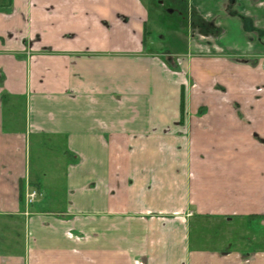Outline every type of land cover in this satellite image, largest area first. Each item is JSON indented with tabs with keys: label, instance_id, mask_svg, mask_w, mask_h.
<instances>
[{
	"label": "crops",
	"instance_id": "obj_1",
	"mask_svg": "<svg viewBox=\"0 0 264 264\" xmlns=\"http://www.w3.org/2000/svg\"><path fill=\"white\" fill-rule=\"evenodd\" d=\"M240 2L245 62L218 42L148 50L142 0H0V264H264L192 236L202 219L264 220V0ZM33 137L64 143L59 210L26 198L54 188L44 161L28 171Z\"/></svg>",
	"mask_w": 264,
	"mask_h": 264
},
{
	"label": "rangeland",
	"instance_id": "obj_2",
	"mask_svg": "<svg viewBox=\"0 0 264 264\" xmlns=\"http://www.w3.org/2000/svg\"><path fill=\"white\" fill-rule=\"evenodd\" d=\"M142 1L148 11L147 28L150 31V36L147 46L149 48L148 50L152 49L150 51L158 50L159 52H165L170 50L176 52V54H185V52H191L192 49L194 52H197L196 48H191L193 43L214 44L218 42L227 49V52L222 55L227 56L228 59L245 62L244 60L248 59L247 57L252 54L254 49L252 42L255 39L253 37L254 33L249 32L245 35L240 17L228 11V1H223L221 3L222 5L220 4L217 7L216 20L223 28V31L216 36L212 35L207 37H203L198 31H195L190 23L189 12L187 11L189 10L190 2L192 3L194 0ZM195 1L197 3L199 0ZM236 7L241 12L243 11L241 7L237 5ZM255 7L257 6L255 5ZM255 7L252 9H255ZM215 52L216 50H214V53H202L215 56ZM21 103L18 104L15 116H13L18 121L17 124L25 117V107L23 109ZM251 135L252 137H256L257 141H264V139L262 140L260 137H257L255 133ZM236 142L242 148V142ZM64 149L62 140H59L58 148H56V143L52 141H48V148L44 146L38 148V143L34 137L31 138L27 145L28 171L32 175L34 174L36 180L39 177V171L35 165L38 162L44 161L45 166L43 167L44 172L47 173L46 179H48L50 184H54V188L44 190L45 193L42 196L37 191L38 195L36 199L47 200L43 208L48 210H59L65 205L66 198L63 191L65 186L63 182L65 175L63 171L64 157H61L64 154ZM240 150L244 151V149ZM36 174L38 176H35ZM228 216H233L234 218L230 220L225 218H212L198 221L197 227L192 233L193 240L197 244L211 242L212 248L223 251L229 249L245 253L259 249L264 250V220L258 219L250 223L247 214H228ZM207 247L210 248L209 246Z\"/></svg>",
	"mask_w": 264,
	"mask_h": 264
},
{
	"label": "flooded vegetation",
	"instance_id": "obj_3",
	"mask_svg": "<svg viewBox=\"0 0 264 264\" xmlns=\"http://www.w3.org/2000/svg\"><path fill=\"white\" fill-rule=\"evenodd\" d=\"M223 1H228V11L234 15L239 16L241 21L243 23L245 22L248 27L250 26V23L254 22V20L251 21V19H246L244 21L243 16L246 15L242 13L243 11L241 12L240 9L236 7L237 5L238 7L242 8L240 0H222L221 3H223ZM217 11L212 12L206 8L202 9L198 3L193 1L191 4H189V10L187 12H189V20L194 30L198 31V33L203 37H207L212 35L216 36L221 31H223V28L217 23L216 20Z\"/></svg>",
	"mask_w": 264,
	"mask_h": 264
},
{
	"label": "trees",
	"instance_id": "obj_4",
	"mask_svg": "<svg viewBox=\"0 0 264 264\" xmlns=\"http://www.w3.org/2000/svg\"><path fill=\"white\" fill-rule=\"evenodd\" d=\"M243 19L245 21L246 19H250V18H248V16H243ZM244 25L246 27H248L246 25V23ZM165 62L168 64V66H170L173 69L178 68V63L172 56L166 55ZM184 112H185V102H184V96L182 95V100H181V114H182V118H181V121L183 119ZM262 218H263V216L260 215V214H250V215H248V220H249L250 223H252L255 220L262 219Z\"/></svg>",
	"mask_w": 264,
	"mask_h": 264
},
{
	"label": "built area",
	"instance_id": "obj_5",
	"mask_svg": "<svg viewBox=\"0 0 264 264\" xmlns=\"http://www.w3.org/2000/svg\"><path fill=\"white\" fill-rule=\"evenodd\" d=\"M37 195H38L37 190L36 189H33L31 191H28V193L26 194V198H27V200L29 202H33L36 199ZM187 215L188 216H192L193 215V212L190 211Z\"/></svg>",
	"mask_w": 264,
	"mask_h": 264
}]
</instances>
